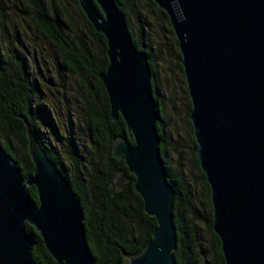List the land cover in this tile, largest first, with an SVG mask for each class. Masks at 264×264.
<instances>
[{
    "label": "water",
    "instance_id": "water-1",
    "mask_svg": "<svg viewBox=\"0 0 264 264\" xmlns=\"http://www.w3.org/2000/svg\"><path fill=\"white\" fill-rule=\"evenodd\" d=\"M76 1L106 40L108 64L99 78L110 117L120 115L134 141L116 140L112 156L125 162L144 212L156 219L138 254L120 248L124 264H177L174 191L159 151L147 55L135 47L115 0ZM152 1L166 13L177 40L188 118L224 264H264V0ZM19 118L34 171L23 177L0 148V264H35L26 225L57 264H96L79 199L27 118ZM30 187L38 205L31 202Z\"/></svg>",
    "mask_w": 264,
    "mask_h": 264
},
{
    "label": "trees",
    "instance_id": "trees-1",
    "mask_svg": "<svg viewBox=\"0 0 264 264\" xmlns=\"http://www.w3.org/2000/svg\"><path fill=\"white\" fill-rule=\"evenodd\" d=\"M8 1L0 0V148L16 161L23 177L33 173L25 127L19 118L25 116L40 146L66 177L80 201L87 246L96 264H124L120 248L130 254H138L151 239L156 219L144 212L143 201L133 188L135 177L125 162L112 156L116 140L126 138L131 145L134 141L128 136L120 115L116 120L111 119L107 94L99 78L108 64L106 40L94 30L76 0ZM115 2L125 15L135 47L146 53L151 71L152 93L158 110L159 151L174 191L173 222L177 243L172 255L177 264H205V252L210 250L215 264H224L219 239L212 230L209 186L196 156L188 118L190 100L169 19L152 0ZM9 11L15 16L12 17ZM74 16L85 26L86 32L77 29ZM20 26L39 34L56 51L58 69L76 76L87 94L83 99L87 140L78 139L76 142L70 136L65 139V154L72 171L41 139L38 124L53 125L52 111L43 102L40 91L42 78L36 72L39 69L37 57H28ZM168 39L170 45L166 44ZM4 53L9 54L10 60L5 59ZM176 72L182 81L185 99L181 111L171 96L170 88L163 92L162 78L167 73L172 76ZM179 117L185 125L187 145L181 143L174 128V120ZM56 133L59 134L58 131ZM14 145L20 148L22 155ZM186 160L190 161V168L195 173L193 180L189 178ZM29 195L31 202L38 205L34 187L29 188ZM200 225L210 236L209 246L202 243ZM26 230L34 241V263L57 264L36 230L30 225H26Z\"/></svg>",
    "mask_w": 264,
    "mask_h": 264
},
{
    "label": "rangeland",
    "instance_id": "rangeland-1",
    "mask_svg": "<svg viewBox=\"0 0 264 264\" xmlns=\"http://www.w3.org/2000/svg\"><path fill=\"white\" fill-rule=\"evenodd\" d=\"M11 1L12 0H9L8 2L11 3ZM10 13L12 14V17L15 16L13 12ZM74 17V23L77 26V29L79 28V30L86 32L85 26L83 27V25L77 20L78 18L76 16ZM26 29H24V26H20L21 38L28 49V57H37L39 69H37L36 72L42 78L40 91L43 96V102L45 103V106L52 111L51 123H53V125H45L46 123L39 122V133L44 144L55 153H58L60 158L63 159L65 167L72 171V167L65 154V139L70 136L75 141L78 139L87 140L85 138L87 134L86 117L83 112V99L87 97V94L81 86L80 80L76 76L58 69L57 62L59 58L56 51L50 47L39 34L33 30ZM170 43L171 42L168 39L166 44L170 45ZM5 47L4 52L6 50ZM4 57L6 60H10L9 54L7 55V53H4ZM32 71H34L33 68ZM162 72H164L163 69ZM162 81L164 83L163 92L166 93V88H170L167 89L170 90L172 98L175 100L177 107L181 111L185 99L182 95V81L179 75H177V72L172 76L167 73L166 77L162 78ZM168 97L169 95L167 98ZM174 122V128L179 133L181 143L187 145L188 141L185 135V125L182 118L179 117L177 120L175 119ZM68 129L69 131H67ZM57 131L59 134H55ZM14 148L20 155L23 154L19 147L14 145ZM185 162L187 171L189 172V178L190 180H193L195 173L190 168V161L186 160ZM122 182L123 181H120V183ZM120 183H118V185ZM199 234L202 243L209 246L211 239L204 226H199ZM205 253V264H215L213 253L210 250Z\"/></svg>",
    "mask_w": 264,
    "mask_h": 264
}]
</instances>
